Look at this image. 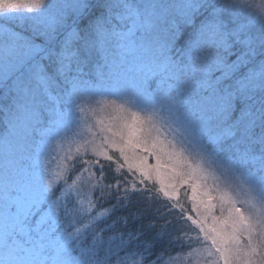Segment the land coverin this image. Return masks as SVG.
Instances as JSON below:
<instances>
[{
	"label": "snow or ice",
	"instance_id": "1",
	"mask_svg": "<svg viewBox=\"0 0 264 264\" xmlns=\"http://www.w3.org/2000/svg\"><path fill=\"white\" fill-rule=\"evenodd\" d=\"M101 101L128 115L96 145ZM70 138L83 154L53 172ZM197 244L264 264V0H0V264Z\"/></svg>",
	"mask_w": 264,
	"mask_h": 264
},
{
	"label": "rangeland",
	"instance_id": "2",
	"mask_svg": "<svg viewBox=\"0 0 264 264\" xmlns=\"http://www.w3.org/2000/svg\"><path fill=\"white\" fill-rule=\"evenodd\" d=\"M17 21H11V23H16ZM20 22V21H19ZM113 98H109L111 100ZM127 113L119 110L115 105H111L107 101H101L99 104L93 103L91 105V110L86 113V120L88 127L91 131L86 135L85 139L92 141L94 144L99 145L100 140L103 138L106 133L102 129L108 127H118L122 123L123 119L127 117ZM54 153L50 158V164L53 172L59 171L64 167H70L76 162V158L79 155L83 154L84 150V141H81L79 138H70L68 140L61 141L59 144L54 145ZM89 152L88 155L92 156V144L88 145ZM77 149H80L78 152ZM149 163H154V158L149 159ZM245 207H248L247 205ZM257 211H262L257 207ZM216 214L219 215V211H216ZM205 257H213L208 255L207 252L204 253ZM199 257V255H198ZM189 255L186 257L183 256L182 260H175V263L186 264ZM213 260V264H221L220 261L216 258L209 259Z\"/></svg>",
	"mask_w": 264,
	"mask_h": 264
},
{
	"label": "trees",
	"instance_id": "3",
	"mask_svg": "<svg viewBox=\"0 0 264 264\" xmlns=\"http://www.w3.org/2000/svg\"><path fill=\"white\" fill-rule=\"evenodd\" d=\"M16 23H19V21H17ZM93 158V155L92 156H87L86 158L84 157L85 160H89V159H92ZM107 182V181H105ZM184 189H181V192H183ZM182 200H183V197H182ZM194 215V212L191 213ZM191 235L195 236L196 234L195 233H191ZM195 251H174L172 253V258L173 260L175 261L176 259L178 260H182L183 256L187 257L189 255V258L188 260L186 261V264H213L214 261L213 260H209V259H218V254H216L215 256L213 257H205V252H207V247L206 246H203V245H200V244H197L195 245ZM199 255V257H198ZM220 261V260H219ZM220 263L222 264V261H220ZM175 264H179L178 263H175Z\"/></svg>",
	"mask_w": 264,
	"mask_h": 264
}]
</instances>
